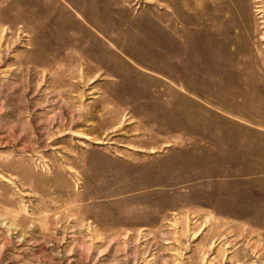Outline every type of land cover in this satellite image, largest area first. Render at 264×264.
Listing matches in <instances>:
<instances>
[{
	"label": "rangeland",
	"instance_id": "rangeland-1",
	"mask_svg": "<svg viewBox=\"0 0 264 264\" xmlns=\"http://www.w3.org/2000/svg\"><path fill=\"white\" fill-rule=\"evenodd\" d=\"M0 264H264V0H0Z\"/></svg>",
	"mask_w": 264,
	"mask_h": 264
}]
</instances>
